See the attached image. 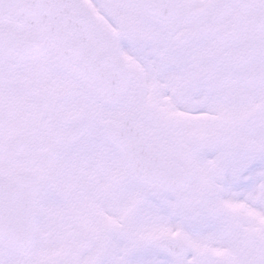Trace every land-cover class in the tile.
Masks as SVG:
<instances>
[{
  "label": "snow or ice",
  "instance_id": "obj_1",
  "mask_svg": "<svg viewBox=\"0 0 264 264\" xmlns=\"http://www.w3.org/2000/svg\"><path fill=\"white\" fill-rule=\"evenodd\" d=\"M0 264H264V0H0Z\"/></svg>",
  "mask_w": 264,
  "mask_h": 264
}]
</instances>
